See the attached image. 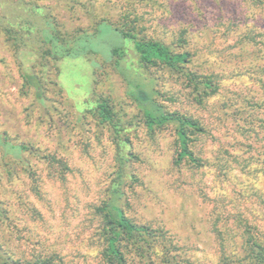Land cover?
<instances>
[{
	"label": "rangeland",
	"instance_id": "obj_1",
	"mask_svg": "<svg viewBox=\"0 0 264 264\" xmlns=\"http://www.w3.org/2000/svg\"><path fill=\"white\" fill-rule=\"evenodd\" d=\"M32 4L68 34L92 32L100 23L83 46L97 52L98 64L83 55L61 58V94L47 60L40 104L23 86L20 66L35 63L25 45L35 48L33 37L16 48L0 28V132L40 150L24 151L23 164L0 148L3 251L20 262L116 264L106 254L101 211L117 168L113 135L94 116L76 113L88 107L95 79L96 92L120 103L134 122L128 138L137 179L122 186L119 202L153 234L147 252L120 242L125 264H250L260 248L253 240L264 251V0H0L2 27L35 21L25 13ZM129 20L145 37L189 51L196 73L213 75L218 89L199 102L183 77L159 67L146 71L156 77L163 109L203 126L191 134L199 166L178 161L174 124L146 127L122 75L98 55L129 41L109 25Z\"/></svg>",
	"mask_w": 264,
	"mask_h": 264
},
{
	"label": "trees",
	"instance_id": "obj_2",
	"mask_svg": "<svg viewBox=\"0 0 264 264\" xmlns=\"http://www.w3.org/2000/svg\"><path fill=\"white\" fill-rule=\"evenodd\" d=\"M30 9L25 12L26 15L33 16L37 23L40 20L38 24L34 19L25 18L24 22L17 27L13 28L12 24L2 27L0 23V28L4 29L9 39L13 40L16 48H19V42H25L26 36L33 37L36 47L30 48L26 43L25 45L35 56V63H31L30 60H21L20 62L23 86L25 89L32 88L36 101L44 104V100H46L44 85L47 80L45 70L49 67L47 60L53 62L52 67L56 73V80L52 82L56 86L57 92L62 94V88L58 82L59 60L67 56L83 55L87 60L92 61L93 65L98 64L95 59L97 52L83 48V46L89 37L96 35L99 31L100 23L95 24L92 32L77 31L74 34H68L56 19L49 13L43 12L44 7L32 4ZM133 21L129 20L128 23L120 25L109 23L112 30L121 38L129 41L125 44H111L106 54L98 52V55L103 56L104 60L112 62L116 66L127 84V96L133 100L138 113L143 116L146 127L152 130L165 124H174L179 149L178 161L186 159L191 164L199 166L200 162L191 149V134L203 132V126L191 116L163 109L156 99V96L160 94V91L155 89L156 77L148 75L146 71L152 67H159L176 74V77H183L192 87L198 101L202 96L218 89L217 84L213 81V75H203L193 71L190 68L191 53L189 51H176L172 45L161 40L145 37L142 30L135 27ZM35 64L40 66L41 74L34 71ZM94 83L95 79H93V87ZM93 87L90 95L84 99L88 107L81 113L75 112L79 114V119L84 118L86 114L94 116L100 124L107 125L113 135L117 168L111 182L112 198L101 207L105 216L103 233L107 242V256L116 264H125L124 255L119 246L120 242L124 240L147 252L153 236L149 226L138 225L128 218L119 202L122 198V186L127 180L137 179L130 166L134 155L131 152L128 138L134 122L132 119L125 118V112L120 103L98 94ZM0 148H2L5 157L11 153L13 159L23 164L27 163L23 158L24 151L40 155V150L37 148L23 142L15 143L2 132H0ZM252 242L260 248L256 251L253 249L254 252L249 256L250 264H264L263 248L257 241L253 240ZM0 264H52V262L49 259L20 262L9 257L0 246Z\"/></svg>",
	"mask_w": 264,
	"mask_h": 264
}]
</instances>
